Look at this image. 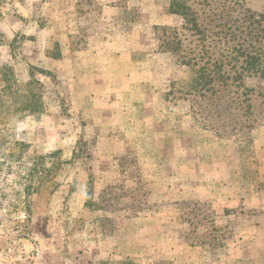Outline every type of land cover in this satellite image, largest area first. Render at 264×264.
I'll return each instance as SVG.
<instances>
[{"label":"rangeland","instance_id":"obj_1","mask_svg":"<svg viewBox=\"0 0 264 264\" xmlns=\"http://www.w3.org/2000/svg\"><path fill=\"white\" fill-rule=\"evenodd\" d=\"M25 1L0 0V69L20 94L36 80L42 105L23 115L8 92L2 107L0 264H264V122L241 152L168 95L190 72L154 27L182 17L151 24L154 0Z\"/></svg>","mask_w":264,"mask_h":264},{"label":"trees","instance_id":"obj_2","mask_svg":"<svg viewBox=\"0 0 264 264\" xmlns=\"http://www.w3.org/2000/svg\"><path fill=\"white\" fill-rule=\"evenodd\" d=\"M167 12L183 22L154 27L159 49L190 72L172 82L168 95L188 100L202 128L238 141L241 152H253L252 131L264 122V86L249 81L264 80V9L250 0H170ZM1 68L0 116L8 92L21 101L23 115L37 112L42 97L31 90L36 80L26 83L29 94H20L13 91L11 68Z\"/></svg>","mask_w":264,"mask_h":264},{"label":"crops","instance_id":"obj_3","mask_svg":"<svg viewBox=\"0 0 264 264\" xmlns=\"http://www.w3.org/2000/svg\"><path fill=\"white\" fill-rule=\"evenodd\" d=\"M168 1L169 0H164V1L154 0V11L150 12V15H152V17L150 18V22L153 20V16H154V24H171L172 25L176 23L177 14L167 13L166 8L168 6ZM32 2L33 0H26L24 5H20L23 11H25L27 15H30V13L32 12L31 11L32 6L30 5ZM102 5L107 6L103 3ZM111 5H108V6L110 7ZM111 7L116 8L117 4ZM151 24H153V21ZM28 28H30V30L34 31V33H37V34L41 30V29L40 30L33 29V27H28Z\"/></svg>","mask_w":264,"mask_h":264}]
</instances>
